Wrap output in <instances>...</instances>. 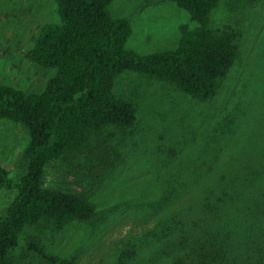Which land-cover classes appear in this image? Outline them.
<instances>
[{
  "label": "rangeland",
  "instance_id": "1",
  "mask_svg": "<svg viewBox=\"0 0 264 264\" xmlns=\"http://www.w3.org/2000/svg\"><path fill=\"white\" fill-rule=\"evenodd\" d=\"M109 11L130 21L127 47L139 54L175 49L180 26H196L172 0H113ZM60 22L54 0H0L1 84L45 87L55 69L30 60L28 51L43 25ZM227 25L241 33L240 53L210 100L147 74L117 76L114 92L134 105L136 124L106 129L108 150L102 141L98 150L93 139L95 151L66 154L48 165L43 179L48 187L85 194L96 216L61 227L28 225L10 264H45L31 242L78 264H115L119 250L136 244L149 264H164L174 240L163 230L175 210L184 217L198 211L203 194L225 178L258 174L253 181L264 186V0H220L210 26ZM29 140L24 125L0 117V163L13 181L27 171ZM241 163L248 165L239 175ZM15 195L16 189L0 190V216ZM258 195L264 198V190Z\"/></svg>",
  "mask_w": 264,
  "mask_h": 264
},
{
  "label": "trees",
  "instance_id": "2",
  "mask_svg": "<svg viewBox=\"0 0 264 264\" xmlns=\"http://www.w3.org/2000/svg\"><path fill=\"white\" fill-rule=\"evenodd\" d=\"M54 1L61 22L40 28L28 57L54 68L55 74L40 91L0 83V117L24 125L30 134L24 151L27 171L17 181L0 163V190L16 189L0 216V264H10V253L28 225L61 227L96 216L95 205L85 194L48 187L43 179L48 165L66 154L95 151L93 139L98 150L101 141L108 150L102 140L106 129L136 124L134 105L114 92L118 75L126 70L147 74L207 101L217 94L240 53L239 31L231 25L210 26L220 0H172L196 26H180L177 48L148 54L127 47L132 27L128 19L111 14L113 0ZM241 164L236 168L239 175L248 165ZM255 177L262 178L251 173L243 180L239 176L221 180L216 189L203 194L198 211L191 210L186 217L175 210L163 230L174 240L164 264H264V198L258 195L264 186L254 182ZM29 246L45 264H78L35 242ZM139 248L132 244L119 250L115 264H149Z\"/></svg>",
  "mask_w": 264,
  "mask_h": 264
}]
</instances>
